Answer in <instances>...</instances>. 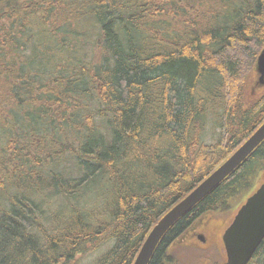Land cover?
<instances>
[{"label":"trees","instance_id":"1","mask_svg":"<svg viewBox=\"0 0 264 264\" xmlns=\"http://www.w3.org/2000/svg\"><path fill=\"white\" fill-rule=\"evenodd\" d=\"M263 36L264 0H0V264H77L105 240L93 264H132L264 119V90L245 94ZM263 168L264 140L148 264H178L170 246ZM45 185L60 201L47 211ZM92 189L105 223L84 208ZM247 264H264V239Z\"/></svg>","mask_w":264,"mask_h":264},{"label":"water","instance_id":"2","mask_svg":"<svg viewBox=\"0 0 264 264\" xmlns=\"http://www.w3.org/2000/svg\"><path fill=\"white\" fill-rule=\"evenodd\" d=\"M253 83L255 89L264 88V45L256 56ZM263 140L264 119L220 164L160 216L143 239L132 264H148L165 232L213 191ZM263 239L264 181L240 204L221 234L225 263L247 264Z\"/></svg>","mask_w":264,"mask_h":264},{"label":"rangeland","instance_id":"3","mask_svg":"<svg viewBox=\"0 0 264 264\" xmlns=\"http://www.w3.org/2000/svg\"><path fill=\"white\" fill-rule=\"evenodd\" d=\"M263 42H264V36L262 37V44L258 48V51L255 56L258 55L259 51L263 47ZM255 61L253 64V72L250 74L249 79L247 80L245 84V94L250 96L251 98H256L263 90L264 88H259L255 89L254 88V83H253V78H254V66H255ZM254 94V95H253ZM212 120V119H210ZM209 120V121H210ZM211 125L208 122L207 125V130H206V135L207 138L211 141V139H214L215 136H217V131L216 129H213ZM213 132L215 133V136L213 137L212 134ZM213 141V140H212ZM231 153V152H230ZM262 170H258L252 179V185H250L248 188L245 189L241 193V195L234 196L233 201L228 205V207L222 208L217 211H209L208 213L206 212L201 216L202 221L197 222V220H194L195 226L198 228L199 226L202 227L204 221H207L208 219L211 218V222L213 223L214 229L211 230L212 233H214V237L211 238V234H209L207 231H202L203 228L200 227L199 230L196 231L193 235L190 233H185L182 235V237L178 238L175 243L170 246V250L174 253L177 259L178 264H214V263H222L223 260L225 259V251L221 243V227L223 226V222L226 216L229 215V213L233 210L232 208H235L238 206L240 202L244 199L246 194H250L254 188L259 185L261 182L264 181V172L261 173ZM38 192L36 193V198H39L40 200H43L44 204V209L47 211L48 205L47 202L51 205V208L53 209L54 206H57L60 204V201L58 198H54L51 193L50 189L47 188L45 185L43 189L37 190ZM103 190L96 192L94 189L90 190L86 194V203L84 204V208L86 211H88V214L90 218L94 217V221L96 223H105V217L108 211V206L107 202L105 200V192H102ZM40 196L42 198H40ZM107 199V197H106ZM45 200V201H44ZM47 201V202H46ZM59 217H62L66 215L65 213L61 214V212H58ZM222 215L223 217H220ZM200 217V218H201ZM104 219V220H103ZM215 219V220H214ZM199 220V219H198ZM200 221V220H199ZM199 223V224H197ZM210 232V233H211ZM198 234L204 238L203 241H200L198 238ZM209 234V235H208ZM210 238V239H209ZM111 242V241H110ZM110 242L102 241L100 242L96 247H92L87 253H83L77 257V264H93L96 259L103 253L105 252L110 245Z\"/></svg>","mask_w":264,"mask_h":264},{"label":"flooded vegetation","instance_id":"4","mask_svg":"<svg viewBox=\"0 0 264 264\" xmlns=\"http://www.w3.org/2000/svg\"><path fill=\"white\" fill-rule=\"evenodd\" d=\"M244 200V199H243ZM242 200V201H243ZM242 202H240L239 204H238V206L241 204ZM238 206L237 207H235V208H232V210H233V212L231 211L230 213H229V215L228 216H226L225 217V219H224V222H223V226L221 227V231H223L224 229H225V227L230 223V221L233 219V216L235 215V212H236V209L238 208ZM220 217H223L222 215H220ZM205 218V217H204ZM204 218H197L196 220H197V222H201L202 221V219H204ZM200 221H199V220ZM211 220V218L210 219H208L207 221H204V222H202L203 223V225H202V227L201 226H199L198 228L195 226V224H194V221H193V223L189 226V228L187 229V233H190V234H194V233H196V231L197 230H199L200 229V227L201 228H203L202 229V231L204 232V231H207L209 234H211V238H213L215 235H214V233H212L211 232V230L212 229H214V227H213V223L210 221ZM215 220V219H214ZM197 224H199V223H197ZM211 232V233H210ZM208 234V235H209ZM200 237H202L200 234H198V238H199V240L200 241H203L204 240V238L201 240L200 239ZM210 239V238H209ZM223 262H224V260H223Z\"/></svg>","mask_w":264,"mask_h":264}]
</instances>
